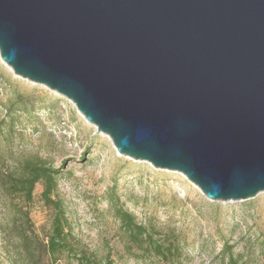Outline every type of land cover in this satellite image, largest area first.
<instances>
[{"label":"water","instance_id":"water-1","mask_svg":"<svg viewBox=\"0 0 264 264\" xmlns=\"http://www.w3.org/2000/svg\"><path fill=\"white\" fill-rule=\"evenodd\" d=\"M0 56L120 154L211 200L264 191V0H0Z\"/></svg>","mask_w":264,"mask_h":264},{"label":"rangeland","instance_id":"rangeland-1","mask_svg":"<svg viewBox=\"0 0 264 264\" xmlns=\"http://www.w3.org/2000/svg\"><path fill=\"white\" fill-rule=\"evenodd\" d=\"M30 158L59 171L56 197L69 231L97 264H229L227 244L240 264H264V191L246 200H211L182 173L120 154L71 100L15 74L1 56L0 264H31L22 227L39 246L41 264L50 260L43 243L54 209L41 197L43 184L29 202L6 188L8 174L21 173ZM117 205L156 236L175 240L176 254L165 259L132 244ZM59 261L79 264L67 256Z\"/></svg>","mask_w":264,"mask_h":264},{"label":"trees","instance_id":"trees-1","mask_svg":"<svg viewBox=\"0 0 264 264\" xmlns=\"http://www.w3.org/2000/svg\"><path fill=\"white\" fill-rule=\"evenodd\" d=\"M58 170L49 166L38 158L26 159L22 164L21 173H9L7 178V190L9 193L21 195L24 201L33 199L34 189L37 183L43 184L41 197L44 203L54 209V216L51 223V230L46 235L43 243L45 254L49 255V262L46 264H61L63 256L73 258L79 264H97V259L86 251L79 249L74 237L68 228L67 217L63 201L56 197L58 189ZM22 217L27 216V212L21 210ZM115 214L121 221L122 227L132 244L149 248L155 255L168 259L179 250L175 240L165 239L150 232L147 226L136 221L133 213L123 206L117 205ZM27 221V219H26ZM22 232L23 247L30 256L31 264H41L39 256V246L34 245V238L26 229ZM225 253L228 256L229 264H240L238 257L233 252L232 246H225Z\"/></svg>","mask_w":264,"mask_h":264}]
</instances>
